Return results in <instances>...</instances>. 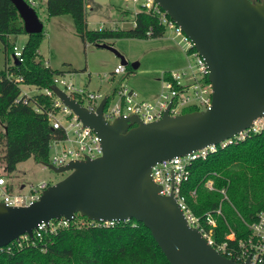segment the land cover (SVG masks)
<instances>
[{
	"label": "water",
	"instance_id": "95a60500",
	"mask_svg": "<svg viewBox=\"0 0 264 264\" xmlns=\"http://www.w3.org/2000/svg\"><path fill=\"white\" fill-rule=\"evenodd\" d=\"M25 34L39 32L42 22L25 0H11ZM189 37L204 58L211 93L209 105L143 122L135 115L106 121L103 97L91 111L56 86L53 92L100 137L101 154L51 163L66 172L47 184L27 205L0 202V247L41 220L76 213L93 220L140 221L169 264H247L216 251L189 225L172 193L161 194L150 175L159 160L216 143L252 124L264 111V0H154ZM123 56L110 44L96 42ZM12 63L18 61L13 58ZM135 67L136 63H132ZM134 123L133 125H129ZM22 184L20 185V187Z\"/></svg>",
	"mask_w": 264,
	"mask_h": 264
},
{
	"label": "trees",
	"instance_id": "16d2710c",
	"mask_svg": "<svg viewBox=\"0 0 264 264\" xmlns=\"http://www.w3.org/2000/svg\"><path fill=\"white\" fill-rule=\"evenodd\" d=\"M83 6V0L45 1L48 16L70 14L82 42H102L109 37H154L164 30L155 16L144 10L135 13L134 26L89 29ZM22 32V20L12 1L0 0V40L4 49L8 47V34ZM41 38V31L27 33L21 48L22 60L0 69V158L7 172L27 157L45 162L49 140L60 135L51 128L44 113L15 101L20 92L19 83L7 77V73L18 74L22 77L21 84L40 88L50 84L53 73L62 71L44 65L36 57ZM166 76L164 73L163 77ZM32 97L36 104H49L48 97L42 94L35 93ZM207 179L212 181L213 188L204 185ZM180 188L187 207L199 215L202 223L205 224L206 213L212 215L215 240L222 239L229 230L236 237L244 236L245 222L251 221L256 211L264 207V129L217 148L205 159L193 160ZM221 188L224 193L220 192ZM217 208L219 212L215 213ZM88 220L76 213L66 226L44 232L40 239L22 241L10 251L2 249L0 264H169L149 229L140 221L130 218L101 226L90 225Z\"/></svg>",
	"mask_w": 264,
	"mask_h": 264
},
{
	"label": "built area",
	"instance_id": "2783aa9c",
	"mask_svg": "<svg viewBox=\"0 0 264 264\" xmlns=\"http://www.w3.org/2000/svg\"><path fill=\"white\" fill-rule=\"evenodd\" d=\"M31 7H34L35 0H25ZM128 7L132 18L130 25H135V13L140 10L150 12L155 16L159 25L172 31V37L176 43L181 45L183 51L189 59L186 65L178 70L167 72V76L161 78L162 87L158 97L150 101L142 97L135 89L125 84L113 85L108 93L101 91L87 90L84 86L70 81L66 76L70 71H60L53 73L48 86L38 88V94L48 97L49 104H36L32 99L35 93H28L21 90L15 101H21L31 106L35 112L44 113L51 128L57 129L60 135L53 136L48 143L47 159L43 163H51L55 166L68 163L70 160L93 158L101 154L100 137L89 126L82 124L77 115L67 107L60 98L53 92L52 86H56L68 97L75 99L79 104L93 111L99 101L104 97L105 101L101 108L102 117L110 122L114 118L135 115L141 121L147 122L161 117L163 110L168 105V113L175 115L183 112L184 108L204 109L210 102V83L207 79V68L204 58L194 49L189 37L179 28V26L166 14V12L154 0H128ZM103 25H98L96 29H102ZM114 28V27H112ZM150 33V29L146 30ZM21 47L12 45L11 57L18 62L22 60ZM44 65H48L43 60ZM124 71L121 63H116L112 67V74H120ZM7 77L21 84L22 77L18 74L7 73ZM35 87V86H34ZM36 88V87H35ZM84 100V101H83ZM130 123L129 125H133ZM264 129V111L260 116L253 119L252 124L243 128L231 136H228L216 143H209L197 149L190 150L182 155H174L170 158L154 162L150 167L152 180L159 184L161 194L172 193L177 205L181 209L187 223L196 227L207 243L212 245L216 251L231 258L234 261L247 264H264V207L256 211L251 221L245 222L247 232L242 237H236L233 230H229L220 240H215L212 235V226L215 220L210 213L205 215V224L200 220L199 215L194 214L187 207L185 196L181 191V183L189 175V165L195 159H205L217 148L229 143L245 138L250 133L260 132ZM9 172L4 167V162L0 158V202L6 205H27L37 199L41 190L48 184L41 180L36 183L22 184L18 190H12L5 179ZM204 185L211 189L212 181L207 179ZM22 189V190H21ZM220 192L224 193L221 188ZM219 209H215L218 213ZM120 220H93L87 222L90 225L110 226ZM69 220L59 217L41 220L32 228V237L27 233L19 235L7 244L0 247L10 251L15 245H21L22 241L27 242L40 239L44 232H53L58 228L66 226Z\"/></svg>",
	"mask_w": 264,
	"mask_h": 264
},
{
	"label": "rangeland",
	"instance_id": "374dc122",
	"mask_svg": "<svg viewBox=\"0 0 264 264\" xmlns=\"http://www.w3.org/2000/svg\"><path fill=\"white\" fill-rule=\"evenodd\" d=\"M45 1L35 0L33 7L42 22V38L36 49V57L42 61L47 60L53 69L70 71L66 77L87 90L108 93L113 85L121 83L132 87L145 99L154 101L160 93L163 74L181 69L189 60L192 61L183 51V47L176 43L169 29L154 37H109L102 42L112 45L126 60L124 71L112 74V67L119 63L120 58L108 48L93 42H82L75 33L70 14L48 16ZM83 2L84 19L89 29H96L101 24L105 28L130 25L132 14L129 8L124 6L125 3L129 4L128 0ZM6 40L8 47L5 49L0 40V69L12 63L9 46L14 44L21 47L26 40V34H8ZM132 63H136V66L133 67ZM19 88L30 94L39 91L33 85L27 84H20ZM187 110L191 108H184L183 111ZM65 173L54 172L43 163L27 157L17 162L14 169L5 175V179L12 190H18L20 184L26 186L41 180L52 183ZM81 221L84 222L83 219Z\"/></svg>",
	"mask_w": 264,
	"mask_h": 264
},
{
	"label": "crops",
	"instance_id": "0c3cea01",
	"mask_svg": "<svg viewBox=\"0 0 264 264\" xmlns=\"http://www.w3.org/2000/svg\"><path fill=\"white\" fill-rule=\"evenodd\" d=\"M46 61H47V60H46ZM47 63H48V61H47ZM180 65H182V64H180ZM180 65H179V66H180Z\"/></svg>",
	"mask_w": 264,
	"mask_h": 264
}]
</instances>
